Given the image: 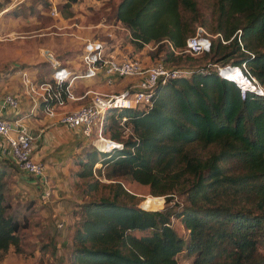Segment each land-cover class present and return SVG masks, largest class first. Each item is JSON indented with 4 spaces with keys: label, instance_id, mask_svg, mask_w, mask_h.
Returning a JSON list of instances; mask_svg holds the SVG:
<instances>
[{
    "label": "trees",
    "instance_id": "trees-1",
    "mask_svg": "<svg viewBox=\"0 0 264 264\" xmlns=\"http://www.w3.org/2000/svg\"><path fill=\"white\" fill-rule=\"evenodd\" d=\"M76 1L63 0V17L71 16ZM214 3L207 24L195 0L117 1L115 16L132 51L151 43L148 54L168 67L189 57L182 49L197 26L214 36L202 51L205 64L158 81L149 107L107 108L102 120H110L104 130L112 144L88 140L71 157L69 176L84 181V191L106 185L110 192L77 204L79 221L66 253L70 264H179V253L189 264H264V93L241 91L227 69L217 67L229 64L264 89V0ZM65 85H56L63 100ZM121 117L130 128L126 136ZM101 166L111 180L106 184ZM11 170L18 171L15 163L1 157L0 259L10 246L21 252L20 230L28 226L5 198L4 177ZM123 176L162 196L161 206L139 205L116 180Z\"/></svg>",
    "mask_w": 264,
    "mask_h": 264
},
{
    "label": "rangeland",
    "instance_id": "rangeland-1",
    "mask_svg": "<svg viewBox=\"0 0 264 264\" xmlns=\"http://www.w3.org/2000/svg\"><path fill=\"white\" fill-rule=\"evenodd\" d=\"M117 1L99 0L96 5L104 6L105 14H110L113 17ZM195 1L199 18L204 19L207 24L212 22L215 0ZM1 2L3 6L7 0ZM55 6L57 14L52 15L50 14V8L53 7L51 0H32L16 10H13L16 8L14 7L0 14V28L3 36L0 39V78L7 79L6 81L10 83H16L19 82L21 72H25L29 81L38 84L49 81V74L57 70L50 66L45 59V53L51 52L59 60L58 67H67L65 61L68 56L67 51L71 53L69 57H78L85 40L81 38L80 34L82 31L91 30L97 22H94L95 24L92 22L93 17L89 15L91 13L82 6L80 10L78 9L79 15L73 20H67L61 15L59 1H55ZM91 7L89 5V8ZM83 11L86 14H83ZM81 15L83 16L81 17ZM85 15H89V18L82 19ZM196 24L199 22L197 21ZM96 26L103 25L97 24ZM101 29L104 28L101 27ZM201 41L206 42L204 39ZM74 48L77 51H72ZM144 48L150 62L157 58L148 54L153 49L151 43H147ZM182 50L188 52L187 48ZM189 51L190 58L182 56L176 62L167 63L172 67L182 66L180 69L185 66H203L205 64L207 58L203 52L196 48L195 44L190 47ZM217 67L219 72H222L224 68L228 69L230 66L226 64L217 65ZM238 72L241 74L239 70ZM107 122L103 120L95 122L94 130L89 136V139L99 147L109 144L106 142L108 132L104 130ZM103 169L104 166H101L100 180L106 184L111 180L105 178ZM94 174L97 175L96 170H94ZM25 177L16 170H11L4 177L5 198L11 202V210H14L18 217L22 214L26 216L28 226L20 230L21 252H14L10 246L0 259V264H70L66 253L70 245L71 234L79 221V215L76 213L77 204L100 194H108L110 187L101 185L94 190L84 191L82 189L84 181L69 177L72 181L70 189H67L66 186L65 192L59 191L60 193L54 197L52 194L54 186L51 184V192L47 198L35 199L37 194L35 195L33 191L24 188V184L27 185L25 181L31 178ZM116 180L120 182L125 191L133 195V200L141 206L156 208L163 203L162 196L151 194L145 184H140L127 176ZM174 199H178L177 195H174ZM28 205L31 206L29 209ZM171 225L179 234H185L184 228L177 220L172 219ZM260 251L264 252V248L261 247ZM177 260L179 264H189L190 258L179 253Z\"/></svg>",
    "mask_w": 264,
    "mask_h": 264
},
{
    "label": "built area",
    "instance_id": "built-area-1",
    "mask_svg": "<svg viewBox=\"0 0 264 264\" xmlns=\"http://www.w3.org/2000/svg\"><path fill=\"white\" fill-rule=\"evenodd\" d=\"M21 1L23 0H7L0 9V14L16 7ZM50 14H57L55 7L50 8ZM208 36L214 35H209L200 26H197L194 34L186 38L184 48H187L190 53V47L195 44L196 48L202 52L208 47ZM2 37V29L0 28V39ZM202 39L206 42L203 43ZM44 56L50 66L57 68L53 79L35 84L29 81L25 72H21L19 82L24 91L33 94L35 105L32 107L38 105L40 101H45L46 103L42 108L46 115L53 117L57 123L77 129L85 138H89L92 134L95 122L102 120L108 107L126 105L135 108H147L151 105L150 97L158 81L165 82L171 77L186 74L180 68L166 66L161 58L143 63L136 57H121L117 56L115 52L105 50L103 42L86 40L82 48L81 61L87 72L98 66L105 72L118 77L136 76V82L120 93L87 92L89 95L86 102L68 111H58L56 106L62 105L64 100L56 85L64 80V76L58 72L60 69L58 67L59 60L51 52L45 53ZM241 76V80H236L241 91L252 89L257 93H264V89L257 84L253 76L242 74ZM64 88L67 90V84ZM51 99L54 101L47 103ZM17 104L18 100L12 93L4 92L0 97V139H2L0 157L11 159L18 171L25 176L37 178L41 197L47 198L50 194L51 180L45 171L43 162L32 157L34 131L26 128L19 118L11 119L2 113L4 108H14ZM119 128L123 136L130 132L125 117L120 118ZM106 142L113 143L109 138H106Z\"/></svg>",
    "mask_w": 264,
    "mask_h": 264
},
{
    "label": "crops",
    "instance_id": "crops-1",
    "mask_svg": "<svg viewBox=\"0 0 264 264\" xmlns=\"http://www.w3.org/2000/svg\"><path fill=\"white\" fill-rule=\"evenodd\" d=\"M31 1L23 0L13 10ZM55 1H59L60 6L63 3V0H51L53 7H56ZM98 2L99 0H77L69 9L72 14L67 17V20H73L79 15L78 9L80 10L82 6L87 12L91 13L89 15L93 17L92 22L97 23H94L93 30L82 31L80 34L81 38L85 40L82 43L78 57H69L71 53L67 51L68 56L65 60L67 67L61 66L58 69V72L63 74L67 84V97L62 105L56 106L58 111H68L86 102L89 95L87 92L120 93L136 82V76L118 77L105 72L104 69L98 66L90 70L92 72H87L81 61L82 48L86 40L103 42L105 50L115 52L117 56L136 57L143 63L150 61L144 47L140 50L132 51L126 36V29L116 18L114 12L113 17L110 14H105L104 6L96 5ZM89 5L92 7L89 8ZM83 14H86L85 11H83ZM89 15H85L82 19L89 18ZM97 24H102L103 26L101 27L104 29L96 26ZM72 51L77 50L74 48ZM56 72L49 74L50 79H53ZM6 80L0 78V97L4 92L12 93L17 98L18 104L14 108H4L2 113L11 119L19 118L26 128L34 131L32 157L43 162L45 171L51 180L52 186H54L52 194L56 197L60 193L59 191H66V186L67 189H70L72 181L71 178L69 179V171L75 168L71 157L79 152L80 148L90 139L81 136L77 129L57 123L53 117L46 115L43 112V108L38 107L37 104L32 107L35 105L33 94L24 91L20 82L10 83ZM1 146L2 139H0V148ZM20 174L25 177L21 172ZM25 182L27 185L24 184V188L31 192L33 191L35 195L37 194L35 199L42 198L37 178L31 177Z\"/></svg>",
    "mask_w": 264,
    "mask_h": 264
},
{
    "label": "bare ground",
    "instance_id": "bare-ground-1",
    "mask_svg": "<svg viewBox=\"0 0 264 264\" xmlns=\"http://www.w3.org/2000/svg\"><path fill=\"white\" fill-rule=\"evenodd\" d=\"M240 69V68H239ZM226 74L230 77V78H234L235 80H241L242 76L241 74L238 72V69L235 67H229L226 71ZM154 206V205H153ZM152 207V206H151Z\"/></svg>",
    "mask_w": 264,
    "mask_h": 264
}]
</instances>
